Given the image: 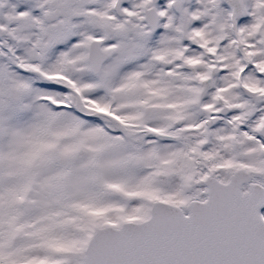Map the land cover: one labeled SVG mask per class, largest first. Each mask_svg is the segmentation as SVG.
I'll return each mask as SVG.
<instances>
[{"label": "snow or ice", "instance_id": "6c2138e0", "mask_svg": "<svg viewBox=\"0 0 264 264\" xmlns=\"http://www.w3.org/2000/svg\"><path fill=\"white\" fill-rule=\"evenodd\" d=\"M0 264H264V0H0Z\"/></svg>", "mask_w": 264, "mask_h": 264}]
</instances>
